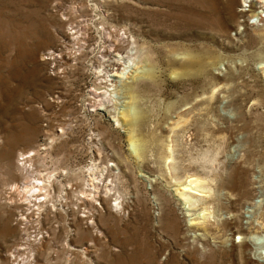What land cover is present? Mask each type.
Masks as SVG:
<instances>
[{
    "label": "rangeland",
    "instance_id": "obj_1",
    "mask_svg": "<svg viewBox=\"0 0 264 264\" xmlns=\"http://www.w3.org/2000/svg\"><path fill=\"white\" fill-rule=\"evenodd\" d=\"M251 1L0 0V264H264V11ZM106 33L119 51L100 64ZM83 41L78 64L53 67ZM124 66L111 94L105 74ZM123 108L146 114L143 156L115 121ZM37 146L53 180L38 217L14 189L19 153ZM94 162L108 197L87 191ZM189 175L213 193L180 200ZM202 213L208 231L190 225Z\"/></svg>",
    "mask_w": 264,
    "mask_h": 264
},
{
    "label": "bare ground",
    "instance_id": "obj_2",
    "mask_svg": "<svg viewBox=\"0 0 264 264\" xmlns=\"http://www.w3.org/2000/svg\"><path fill=\"white\" fill-rule=\"evenodd\" d=\"M251 3H252L251 0H243V6H247V5L251 6L252 5ZM71 4H72V7H71L72 12L77 13L78 12L77 6H75L73 4V2H71ZM257 4L259 6H257L256 8L257 9L262 8L263 10L261 9V11L260 10L256 11V13H255L256 16H258L259 12L262 13L264 11V0H258L256 5ZM248 10H250V9H248ZM79 21H87V19H85V17H79ZM73 22H76V21H73ZM73 22H71V23H73ZM100 28L102 29V33H104L106 31L104 27H100ZM73 29L75 31L74 32L71 31V33H73V35L77 39H81L82 31H81L80 26H76ZM110 39H111V35H107V33H106V36L101 35V41H100V45L98 47V55H97V59H96V61L100 64H103L105 62V55H104L105 52L108 54H111V53L113 54L114 51H119L118 47ZM119 39H121V37H119ZM71 43H74V42H71ZM132 44H136V41H133ZM85 45H87V43H85V41H83V45H81V47H79V49L73 50V49H70L69 46L65 44L64 46H66L70 49L71 57H68V56L60 57L59 55L52 54L53 59H51V53H49V57H45V59H51L50 61H52V62L55 61V66H53V67H55V68L60 67V68L64 69L67 65H75V64L79 63L78 62V57H79L78 55L82 54L83 49H85ZM136 50L138 52L139 47L135 46L134 48H132L131 50H129L126 53L128 58L130 59L129 61L130 62L133 61V63H135V65H137V63H138V61L136 59L137 55H135ZM63 60H67L69 62V64H64ZM127 68H128V66H124L123 70L120 71L119 75L115 72H106V74H105L106 79L109 82L108 86L106 88L110 91L111 94H114L118 90L121 91L123 86L125 85V83H128V82H125L128 79V78H126ZM59 71H60V69H59ZM138 71H140V70H138V69L135 70L136 73ZM263 72H264V70H263ZM128 86L129 87L131 86L128 89H126V86H125V89L128 92H131V93H129L128 97L131 99H135L136 93H137V91L135 90L136 84H133V85L129 84ZM118 94H121V93H118ZM114 96L117 98V94ZM95 99H97L96 103H97V105H99L100 101H103L104 99H110V98L107 94H104V98L100 97V98H95ZM112 99H114V98H112ZM127 102L128 101H124L123 105H125ZM105 103H111V101H105ZM105 103H103V105H105ZM92 110H96L95 106H93ZM122 110H127L128 112H121L119 114V117L115 118V121H116L118 126L121 125L123 130L127 131V134L130 137V142H131L132 146L135 147V149H134L135 155L136 156H140V155L143 156L146 148L148 147L149 140L147 138H144V137H137L136 133L143 126V123H144L143 117H145L146 114L143 110H141L139 108L134 109V110H131L128 108H123ZM123 126H125V127H123ZM28 134L29 135L26 137V143H29L31 141V139H33V136H34L32 131H29ZM38 148H39V146H37L36 148H30L28 150H25V151H22L19 153V158L17 159V169H18L19 175L21 177L20 179H22V180L19 181L18 183H16L15 181H14L15 183L12 182V183L16 184L17 186L16 187H14V185L10 186L11 188H9V191H8L10 193V191L12 190L13 187L18 192L20 191V194L21 193L23 194V200L27 204H31V205H29L30 206L29 209L32 210V212L35 213L34 215L37 217L42 212L44 207L51 201L52 192L49 188H47L46 184H49V183L51 184L53 182V180H51V178H48L47 171L42 170L44 165L41 163L42 160L40 158ZM96 163L98 164V162H94V164H92L91 166H89L86 169L85 181H87L88 178L91 181L89 184L90 188L87 191H88L89 195L94 197V198L95 197L98 198V196H102V195H103V197H105V196L108 197L110 195L109 190L103 189L102 192L105 191V193L104 194L100 193L101 187L99 186V183H100L99 181H100V178L102 176L100 171H101V168H104V167H102L100 165L101 168L99 169V167H98L99 165L97 166ZM96 170H97V172H96ZM48 172H50V171H48ZM56 175H58V174H56ZM236 181L237 180L235 178H233L232 184L230 186H225V187L229 188L230 190H235L239 184ZM180 184L182 185V188H180V190L178 192L179 193L178 198L180 200L184 201L185 203L190 202V201L191 202H197L199 200V198H198L199 196L200 197L201 196H210L213 193V189L209 186V184L199 176L189 175ZM51 189H53V188L51 187ZM111 189L112 188H110V190ZM53 191L55 193V190H53ZM230 194L232 195L233 193L230 192ZM8 195H9V198H11V196H13L11 193ZM118 196L115 195L116 203L114 205H112V210H114V211H116L117 208L121 204L120 198ZM49 205L53 206V203H49ZM191 205H194V203H192ZM205 209H207V207H204V210ZM36 214H38V215H36ZM28 216H30V215H28ZM28 216L24 217V215H23L22 219L29 222L30 219H28L29 218ZM84 216L86 217L87 214H83V217ZM201 217H203V220L200 219ZM208 217H209L208 213H202V216H198V217H191L190 218V220H191L190 225H195L196 226L195 228H197V229H202V230L208 231V229H209L208 224H207ZM195 219H197V220H195ZM89 223L93 224V221H91ZM261 238H263V240H264V234L262 235ZM28 240H30V239H28ZM36 240L37 239H35V241ZM35 241L33 240L31 242L35 243ZM261 254H262V252H261ZM19 261H21V263H19ZM31 261H33V253H29V254L27 253V255H25L23 257H21V255H17V259L16 258L14 259L13 264H27V263H31Z\"/></svg>",
    "mask_w": 264,
    "mask_h": 264
},
{
    "label": "built area",
    "instance_id": "obj_3",
    "mask_svg": "<svg viewBox=\"0 0 264 264\" xmlns=\"http://www.w3.org/2000/svg\"><path fill=\"white\" fill-rule=\"evenodd\" d=\"M26 217V216H25Z\"/></svg>",
    "mask_w": 264,
    "mask_h": 264
}]
</instances>
